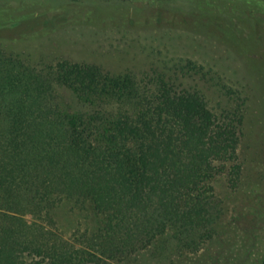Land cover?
I'll return each instance as SVG.
<instances>
[{
	"label": "rangeland",
	"instance_id": "1",
	"mask_svg": "<svg viewBox=\"0 0 264 264\" xmlns=\"http://www.w3.org/2000/svg\"><path fill=\"white\" fill-rule=\"evenodd\" d=\"M76 65L91 82L77 81ZM0 77L13 79L0 85V156L49 166L68 147L60 132L76 131L100 153L121 151L137 178L142 135L118 129L148 122L163 144L155 202L141 212L98 211L62 185L31 200L20 177L0 184L3 212L51 254L65 246L71 264L264 258V0H0ZM180 101L194 117L178 114ZM110 236L129 242L103 252Z\"/></svg>",
	"mask_w": 264,
	"mask_h": 264
},
{
	"label": "trees",
	"instance_id": "2",
	"mask_svg": "<svg viewBox=\"0 0 264 264\" xmlns=\"http://www.w3.org/2000/svg\"><path fill=\"white\" fill-rule=\"evenodd\" d=\"M75 71L76 79L80 83L85 84L88 80L89 82L92 81L89 67L76 65ZM12 81V78L0 77V85L2 86L12 84ZM13 99L11 110L15 115H23L25 106L17 103L16 98ZM185 104H187L185 101L177 103L175 108L178 114L194 117L195 109H188L189 107ZM38 112L45 114L44 110ZM151 132L153 130H150L148 122H144L142 125L125 124L117 131V135L120 136L130 133H140L143 136L134 145L135 151L139 154L138 161L141 170L137 178L129 176L127 166L121 157V151L108 148L104 153H100V151L91 148L89 144L85 146L84 141L77 135L78 132L74 131L72 132L73 135H70L67 130H64L60 132L59 137L67 138L68 147L64 151H54L49 166L36 164L35 167L31 168L27 158L16 157L18 155L10 156V152H4V155L0 156V171L3 173L0 176L3 177L0 184L4 186L6 179L15 182L20 177L21 181L17 186L23 190V195L27 197L32 195L31 200L35 199L36 195L42 197V195L48 194L54 185H62L67 195L76 192L79 196L90 197L98 211L114 209L124 215L130 213L131 210L134 212L132 207H136L139 212L144 211L149 202H155L156 187L158 188L161 183L158 179L157 162L160 155L154 153H161L163 144L152 143L150 141ZM19 146L20 144H16V148ZM70 159L75 161V166L79 165V162L82 163H80L81 166L76 167V171L71 167L72 171H69L66 163L61 161ZM34 161L33 158L32 162ZM52 166L59 170L57 174L53 173ZM21 173L22 175L19 176ZM54 175L56 178L52 181L51 178ZM158 202L163 204L164 199L161 198ZM14 206L18 208V202ZM3 210L4 207L0 204V264H41L43 260H46L47 264H71L70 254L66 252L67 247H61L60 256L51 254L50 249L43 248L44 243L40 242V237L33 238L26 235L16 223V218L3 212ZM160 214L166 215L164 211ZM107 238L103 252L123 248L121 243L123 240H115L112 236ZM128 242L123 241V245ZM26 250L30 253L33 252V254L36 253L37 255L33 256L37 257L34 258L40 259H32L27 262L23 257ZM88 255L93 256L91 253ZM258 264H264V258Z\"/></svg>",
	"mask_w": 264,
	"mask_h": 264
}]
</instances>
